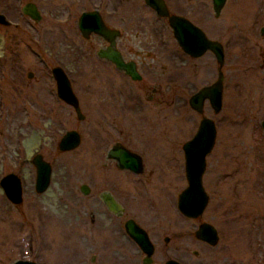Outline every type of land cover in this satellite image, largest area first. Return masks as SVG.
<instances>
[{
  "label": "rangeland",
  "instance_id": "rangeland-1",
  "mask_svg": "<svg viewBox=\"0 0 264 264\" xmlns=\"http://www.w3.org/2000/svg\"><path fill=\"white\" fill-rule=\"evenodd\" d=\"M27 1L0 0V12L10 21L9 26L0 25V177L15 172L23 175L25 182L19 205L9 202L0 190V264L17 259L39 264H118L110 232L97 230L89 214L78 217L82 194L77 152L58 154L55 144L54 150L48 148L49 159L54 158V173L48 194L41 198L32 191L34 179L28 175L31 166L25 161L29 157L23 145L30 132L28 123L36 120L42 106L60 105L51 68L59 65L79 72L94 61L93 57L79 59L65 53L76 52V46L82 44L76 26L80 10L95 1L102 8L107 0H31L43 14L38 22L21 14ZM174 1L180 3V9H188L194 21L203 22L211 38L222 43L225 91L220 112L205 111L214 120L217 133L203 176L209 203L197 219L187 218L177 209V195L186 187L181 145L193 135L200 120L188 104L186 84L190 81L200 86L217 78L219 66L214 55L207 52L201 58L187 59L176 70L183 74H172L178 100L168 97L156 110L144 101L146 106L130 114L131 137L137 140L138 127L148 128L145 135H155L154 128L161 120L162 129H168L166 137L160 138L166 141L162 150L148 149L162 158L156 164L159 167L152 166L150 160L145 164L141 179H146L144 187L151 193L138 204L140 219L162 251L155 264L167 259L182 264H264V0H227L219 17L213 15L210 0ZM166 36L173 40L169 29ZM29 73L33 75L28 77ZM23 166L26 169L21 170ZM151 169L153 175L148 172ZM148 179L152 181L148 183ZM202 221L216 227L217 245L195 237ZM164 236L171 237L166 246Z\"/></svg>",
  "mask_w": 264,
  "mask_h": 264
},
{
  "label": "flooded vegetation",
  "instance_id": "flooded-vegetation-1",
  "mask_svg": "<svg viewBox=\"0 0 264 264\" xmlns=\"http://www.w3.org/2000/svg\"><path fill=\"white\" fill-rule=\"evenodd\" d=\"M154 1L107 0L106 6L102 8L95 1V3L92 2L90 7L80 10L76 19V26L83 40L82 44L76 46V52L67 51L65 54L68 57L77 56L79 59L89 56L93 57L94 61L86 64L79 72L59 65L51 68L53 80V68L58 67L64 73L77 106L58 96L54 80L55 94L60 105L42 106V110L38 111L40 114L36 120L28 123L30 132L26 138L27 144L23 143L27 149L25 156L29 157L25 161L28 160V165L31 166V170L28 167V175L34 179L32 191L40 194L41 198H43L42 194H48L47 190L51 186L54 173V158L49 159V149L54 150L53 146L55 144L58 154L77 152V159L80 161L81 166L78 175L79 190L82 194L78 206L80 207L78 217L83 219L89 214L97 230H108L110 232L113 237L111 240V243L113 241L112 246L113 244L116 246V248L113 246L112 252L116 256L114 261L117 263H122L121 260H131L132 262L141 261V264L146 262H148L147 264H155V257L158 252L162 253L157 239H153L149 228L140 219L141 213L138 204H140V199L150 197L151 193L150 189L146 192L144 187L146 179H141L146 171L145 164L148 165L152 161V166H157L156 164L162 158L155 157V153L148 149L156 147L162 150L161 146L165 145L166 141H161L160 138H164L163 135L166 137L164 131L167 132L168 129H162L161 120L159 125L154 128L156 130L155 135H145L144 133L148 128L146 127L144 131V127H138L137 132H140V139L137 140L132 138L134 136L131 137L130 114L133 110L146 106L147 101L149 103L147 107L156 110L168 97L178 100L179 90L174 86L175 78L172 74L175 73L177 76L183 74L182 71L177 72L176 70L179 66L186 64L187 59L195 60L201 58L207 52H211L207 50L197 57L187 54L180 47L173 34L169 16H179L187 19L200 29L206 38L217 41L222 45L220 41L208 35L203 22L199 21L198 23L192 19L188 9H180L181 6L178 1L162 0L168 16L157 12L151 5ZM28 3L36 6L37 15H39L38 20H34L23 12L22 8ZM210 3L215 16L212 0H210ZM20 11L23 16L35 22L40 21L43 17L41 9L31 0L25 2ZM84 12H96L100 16L102 28L85 27L87 31L85 34L82 33L78 22ZM220 14L215 17H219ZM201 19L207 21V18ZM15 27L17 26L15 25ZM167 29L171 31L173 40L166 36ZM70 45L67 47L73 48ZM224 65L225 52L224 62L221 66L223 73L221 109L225 91ZM71 71L77 74V77L73 76ZM32 75V73H29L28 77ZM213 82L201 84L200 86L190 81L187 82L186 86L189 88L190 93L187 99L189 106L192 97ZM193 102L198 105L197 98ZM199 106L200 111L190 106L200 116V120L195 132L188 140L196 134L201 119L208 117L205 115V111L207 109L213 110L207 98H202ZM124 118L127 122L122 120ZM117 132L120 136H114ZM68 133H75L78 140L77 145L75 148L62 150L60 142ZM169 139L166 138L167 141H170ZM185 142L181 145L184 162L183 144ZM132 144L134 145L132 146ZM164 154L169 155V152ZM171 155L179 160L178 155L176 156L174 152ZM39 160L49 165L48 180L41 187L37 185V167L35 164ZM132 160L138 161L139 167L136 168L135 162H132ZM130 165L133 167H130ZM24 168L26 169L23 166L21 170ZM148 172L153 175L154 169ZM9 173H13L20 179L23 201L25 186L23 175L8 172L1 176L0 190L4 194L1 180ZM150 180L148 179V183H150ZM22 201L14 203L9 200L14 205H19ZM137 229H142L147 233L153 246L152 255L147 256L133 238L132 234H136ZM170 240L171 237L164 236V246Z\"/></svg>",
  "mask_w": 264,
  "mask_h": 264
},
{
  "label": "water",
  "instance_id": "water-1",
  "mask_svg": "<svg viewBox=\"0 0 264 264\" xmlns=\"http://www.w3.org/2000/svg\"><path fill=\"white\" fill-rule=\"evenodd\" d=\"M227 0H212V7L215 16L220 14L221 9ZM151 5L158 13L166 15L167 11L162 0H155ZM23 12L34 20L39 19L37 8L34 4L28 3L22 8ZM169 22L173 29V34L177 39L180 47L189 55L200 56L207 50L211 51L219 65L217 79L211 85L201 89L192 97L190 106L200 111L199 103L202 98H207L215 113L221 109L222 98V80L223 73L221 66L224 62V50L222 45L214 40L205 37L203 32L193 25L190 21L179 16H169ZM0 24L8 25L10 22L4 14L0 13ZM78 26L82 33L85 34L87 28H102L100 16L96 12H84L79 18ZM264 34V26L261 29ZM52 75L56 82L58 96L66 102L77 106V102L72 93L70 84L64 73L58 67L52 69ZM30 76V75H29ZM195 98L198 99V105L195 104ZM261 127L264 134V119L261 121ZM216 139V126L212 118L203 117L200 121L196 134L183 144L185 156L184 174L186 179V187L179 193L177 197V209L185 217L191 219L200 218L209 203V196L203 185V175L206 170V157L211 152ZM77 137L75 133H68L60 142L62 150L75 148L77 145ZM135 162L136 168L139 167L138 161ZM37 167V185L41 187L46 184L49 175V165L42 161H36ZM130 167H133L130 165ZM3 192L6 197L14 202L22 201V191L20 179L13 173H9L1 180ZM194 235L211 246L217 245L219 235L214 225L209 222H201L194 231ZM133 238L138 242L147 256L152 255L153 246L148 238L147 233L142 229H137L136 234H132ZM195 254L197 252L195 251ZM146 262L145 264H147ZM11 264H39L28 259H17ZM164 264H182L175 259H168Z\"/></svg>",
  "mask_w": 264,
  "mask_h": 264
}]
</instances>
